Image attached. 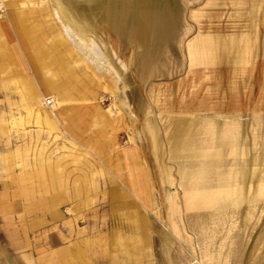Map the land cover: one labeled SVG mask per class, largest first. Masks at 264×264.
Masks as SVG:
<instances>
[{
  "label": "rangeland",
  "instance_id": "374dc122",
  "mask_svg": "<svg viewBox=\"0 0 264 264\" xmlns=\"http://www.w3.org/2000/svg\"><path fill=\"white\" fill-rule=\"evenodd\" d=\"M23 1L0 27V264H264V0L112 23L116 0Z\"/></svg>",
  "mask_w": 264,
  "mask_h": 264
},
{
  "label": "bare ground",
  "instance_id": "6f19581e",
  "mask_svg": "<svg viewBox=\"0 0 264 264\" xmlns=\"http://www.w3.org/2000/svg\"><path fill=\"white\" fill-rule=\"evenodd\" d=\"M8 1V2H7ZM23 0L19 1L18 3L20 5H24L22 3ZM119 2V6H121L120 8H118L117 10H115V12H109L108 14V21L110 23H112L115 19L117 18H125V15L129 12L131 4L132 6L134 5L135 0H116ZM137 1V0H136ZM25 2V1H23ZM137 3V2H136ZM15 4H17L16 0H6V13L4 15H2L0 17V19H3L4 17H6V20H8L11 25L13 24V22L16 24V18H14L15 16V12L12 14L11 12L15 10ZM136 5V4H135ZM139 5H142L143 9L139 10V14L133 18V21L137 20V22L146 21L147 18H149L148 16H144L146 15L145 13L147 12V7L144 5V3H140ZM14 9V10H13ZM134 9V8H133ZM132 9V10H133ZM146 9V10H145ZM136 10V9H135ZM131 11V10H130ZM143 11V12H142ZM146 11V12H145ZM141 13V14H140ZM143 14V16H142ZM6 15V16H5ZM14 19V20H13ZM129 19V18H128ZM145 25V24H144ZM73 28H77L76 34H77V38H78V47L81 49L86 50V53L93 55L95 58L99 59L101 58H106L104 53L98 48V46L96 45V43L94 41L89 40V38H87V34L85 32V30L87 29V27L85 25L81 26L78 25V23H76L75 21H73L72 24ZM140 26V25H138ZM64 35V34H63ZM83 54V53H82ZM92 58V56H89ZM93 59V58H92ZM101 62V61H100ZM104 62V60L102 61ZM108 64V63H106ZM109 65V64H108ZM102 66V65H101ZM37 87H38V92H39V102H40V107L41 105L43 107H45L48 104V101H50V99H47L45 97V93L43 91L44 89V85H43V81L41 82V85L37 83ZM45 90V89H44ZM59 102V100L57 101V103ZM47 107V106H46ZM42 108V107H41ZM55 115V114H54ZM53 116V115H52ZM44 119V118H43ZM46 120V119H44Z\"/></svg>",
  "mask_w": 264,
  "mask_h": 264
},
{
  "label": "crops",
  "instance_id": "0c3cea01",
  "mask_svg": "<svg viewBox=\"0 0 264 264\" xmlns=\"http://www.w3.org/2000/svg\"><path fill=\"white\" fill-rule=\"evenodd\" d=\"M18 5H19V3L15 4V6L17 7V9L15 7V10L13 9L14 11L11 12L12 14L15 12L14 18H16V20H15L16 22H17V20H19V18H18L19 13H17L18 12L17 11L18 10ZM73 21H75L76 23H78V25H81V26L85 25L87 27V29L85 31H87L89 29V25H88V23L86 21L81 20V19L75 18L74 20H70V22H69V24H70L69 29L70 30H67V32H68L69 37L75 42L76 46L78 47V44H79L78 43V38H77V35L75 34L76 31H77V28H73V26H72ZM10 24L11 23L8 20H6V18L3 19V20L2 19L0 20V27L3 28V29L6 28ZM43 85H44V89L45 90H50V87H48V83H46V81H43ZM37 89H38V87H37ZM32 99H33V102L39 104V107H40V102L38 100L39 99V92H38V96H33ZM57 101H58V97H57ZM45 122H47V118H46Z\"/></svg>",
  "mask_w": 264,
  "mask_h": 264
},
{
  "label": "built area",
  "instance_id": "2783aa9c",
  "mask_svg": "<svg viewBox=\"0 0 264 264\" xmlns=\"http://www.w3.org/2000/svg\"><path fill=\"white\" fill-rule=\"evenodd\" d=\"M6 13V0H0V17ZM48 104L51 103V101L47 100Z\"/></svg>",
  "mask_w": 264,
  "mask_h": 264
}]
</instances>
